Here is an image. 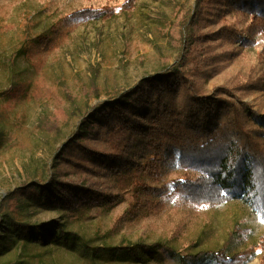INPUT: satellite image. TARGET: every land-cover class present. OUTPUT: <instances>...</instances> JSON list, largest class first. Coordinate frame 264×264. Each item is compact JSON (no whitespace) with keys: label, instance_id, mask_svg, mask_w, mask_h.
Returning a JSON list of instances; mask_svg holds the SVG:
<instances>
[{"label":"trees","instance_id":"trees-1","mask_svg":"<svg viewBox=\"0 0 264 264\" xmlns=\"http://www.w3.org/2000/svg\"><path fill=\"white\" fill-rule=\"evenodd\" d=\"M135 1L126 3L123 10L132 11ZM78 15L110 20L116 10L89 9ZM227 16L234 22L229 23ZM211 21L216 29L204 31ZM259 35L264 36V0H197L179 37L173 39L170 33V45L179 53L177 64H166L132 92L117 90L111 99L81 112L79 127L55 153L48 173L26 180L1 199L0 252L21 241L24 246L77 249L91 262L128 257L129 264H135L145 261L144 252L159 250L178 264L251 261L255 250L236 248L242 238L237 231L229 234L217 253L182 256L169 243L110 246L106 240L110 233L97 232L84 240L67 225L89 219L94 209L112 210L128 198L132 200L128 218L142 213L148 217L164 209L172 192L192 207L238 201L256 208L264 220V113L241 99L236 101L230 89L207 94L193 78L198 73L209 76L213 49L207 42L241 40L252 46ZM258 58L264 63V48ZM260 75L263 85L264 70ZM23 84L15 81L10 91L21 90ZM2 140L0 135V144ZM174 165L184 174L170 183L168 170ZM28 208L60 212L66 224L57 219L30 223Z\"/></svg>","mask_w":264,"mask_h":264},{"label":"rangeland","instance_id":"rangeland-1","mask_svg":"<svg viewBox=\"0 0 264 264\" xmlns=\"http://www.w3.org/2000/svg\"><path fill=\"white\" fill-rule=\"evenodd\" d=\"M129 1L0 0V201L26 180L48 173L55 153L79 127L81 112L111 99L117 90L132 92L162 66L177 64L179 53L170 45V33L173 39L179 37L197 0H136L133 10L126 12L123 7ZM89 9H115L116 17L89 20L78 15ZM226 20L234 22L232 16ZM215 29L212 21L204 27L209 32ZM207 43L212 46L214 63L207 70L209 76H193L202 91L211 94L230 89L236 101L241 99L264 113V84H259L264 63L258 58L264 36L259 35L252 46L241 40ZM19 80L24 87L10 91ZM246 81L250 84L244 85ZM183 174L174 165L167 181L172 183ZM131 201L128 198L109 211L94 209L89 219L68 224V230L84 240L97 232L110 233L106 239L110 246L169 243L182 256L217 253L229 234L237 231L242 238L236 248L255 250L247 264H262L264 220L256 208L238 201L213 208L192 207L172 192L158 213L130 219ZM27 212L33 224L52 219L66 224L60 212L38 208ZM193 243L197 248L191 249ZM143 256L145 261L135 264H178L165 250ZM129 263L128 257L91 262L77 249L24 246L21 241L0 252V264Z\"/></svg>","mask_w":264,"mask_h":264},{"label":"snow or ice","instance_id":"snow-or-ice-1","mask_svg":"<svg viewBox=\"0 0 264 264\" xmlns=\"http://www.w3.org/2000/svg\"><path fill=\"white\" fill-rule=\"evenodd\" d=\"M261 223H264V221H261Z\"/></svg>","mask_w":264,"mask_h":264}]
</instances>
